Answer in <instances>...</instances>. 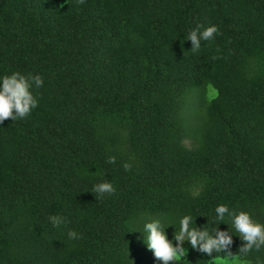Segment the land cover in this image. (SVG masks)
<instances>
[{
  "label": "trees",
  "instance_id": "16d2710c",
  "mask_svg": "<svg viewBox=\"0 0 264 264\" xmlns=\"http://www.w3.org/2000/svg\"><path fill=\"white\" fill-rule=\"evenodd\" d=\"M198 24L219 34L193 52ZM12 71L43 86L0 123V264H160L129 232L139 218L211 230L218 204L264 223V0H0ZM213 259L188 247L177 264ZM240 259L264 264V249Z\"/></svg>",
  "mask_w": 264,
  "mask_h": 264
},
{
  "label": "clouds",
  "instance_id": "9594fccd",
  "mask_svg": "<svg viewBox=\"0 0 264 264\" xmlns=\"http://www.w3.org/2000/svg\"><path fill=\"white\" fill-rule=\"evenodd\" d=\"M218 34L217 25L198 24L188 32L186 39L191 42L192 51L197 52L201 48L202 41L212 40ZM42 86L43 78L39 74L25 75L19 71L0 74V123L8 118L11 120L23 118L37 108L39 101L32 89ZM115 160V156L108 157L110 164L115 163ZM123 168L128 171L131 164L125 162ZM115 191L113 183L105 178L94 184L92 188V192L101 199ZM191 195L193 198L198 197L200 190L193 191ZM214 213L211 230L198 226L195 222L197 216L184 214L179 218L178 229L171 221L165 223L161 218L140 217L142 228L137 227L129 232L136 230L143 234V242L160 264H177L184 259L188 247L214 257L216 264H243L241 257L264 249V223L254 220L249 212L231 209L227 204H218L214 208ZM48 220L53 227L66 223V218L61 215H50ZM220 223L227 225V228L220 229ZM229 223L242 242L235 253L232 251L234 234L229 230ZM170 226L174 228L171 239L166 231ZM67 237L69 240H79L81 235L76 230L70 229ZM185 242L188 247L184 246Z\"/></svg>",
  "mask_w": 264,
  "mask_h": 264
},
{
  "label": "rangeland",
  "instance_id": "374dc122",
  "mask_svg": "<svg viewBox=\"0 0 264 264\" xmlns=\"http://www.w3.org/2000/svg\"><path fill=\"white\" fill-rule=\"evenodd\" d=\"M211 263H212V264H216V261L213 259V260L211 261Z\"/></svg>",
  "mask_w": 264,
  "mask_h": 264
}]
</instances>
